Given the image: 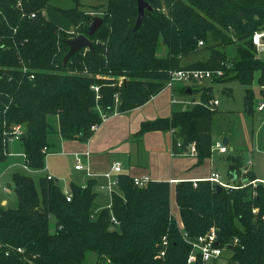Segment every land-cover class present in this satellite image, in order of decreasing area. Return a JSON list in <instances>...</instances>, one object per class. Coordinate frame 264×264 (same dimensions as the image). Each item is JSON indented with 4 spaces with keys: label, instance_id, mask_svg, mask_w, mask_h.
<instances>
[{
    "label": "trees",
    "instance_id": "trees-1",
    "mask_svg": "<svg viewBox=\"0 0 264 264\" xmlns=\"http://www.w3.org/2000/svg\"><path fill=\"white\" fill-rule=\"evenodd\" d=\"M52 1L0 0V162L8 159L13 126L21 125L19 142L30 168L12 175L17 206L0 205V264H83L89 250L112 264H187L191 240L212 229L232 252L215 264H264V183H252L253 170L242 172V154L227 158L228 173L243 175L237 188L218 191L210 180L197 186L179 181L178 214L167 180L138 186L120 173L111 205L98 209L96 178L85 185L73 182L66 192L58 178L43 171L54 145L51 134L87 142L105 116L146 104L180 68L223 70L214 80L241 81L244 109L254 110L256 72L264 98V58L256 56L251 36L264 24V0H146L153 10L138 29V0H110L107 8L92 10L82 9V0H72L69 8ZM96 15L103 22L90 37L93 47L64 64L67 40L88 35ZM230 44L237 51L231 61ZM203 49L207 58L182 65ZM189 88L196 90L187 85L181 92ZM212 97L206 87L202 102L171 117L145 120L136 135L172 130L174 154H186L195 142L201 162L213 151L217 109L205 104ZM196 264L203 262L199 258Z\"/></svg>",
    "mask_w": 264,
    "mask_h": 264
},
{
    "label": "rangeland",
    "instance_id": "rangeland-1",
    "mask_svg": "<svg viewBox=\"0 0 264 264\" xmlns=\"http://www.w3.org/2000/svg\"><path fill=\"white\" fill-rule=\"evenodd\" d=\"M109 2L110 0H82L80 7L84 10H92L96 6L101 5V9H105L107 8ZM52 3L64 8L74 6L72 0H53ZM162 53L165 54V50L163 51V48L161 49V54ZM226 55L229 61L237 56L236 44L226 46ZM208 56V50H200L197 53L184 58L182 60V65H188L193 61L202 60ZM259 75V72H256L255 80L252 84L257 96L255 97L253 104L254 110L251 112H247L244 109L246 86L237 79L216 81L213 78L195 83L192 82L190 85H193L196 89L195 92L191 94L182 92L184 94L182 95L183 97L191 100L190 106L201 101L202 88L205 86L211 87L214 97L219 100L220 104L217 106L218 110L213 116V141L214 143L217 141L223 142L224 138L227 137L229 139V143L226 144V146H228L229 151L227 153L220 154L218 153V149H214L212 153L213 157L219 164L220 171L225 176H227L228 173V156L239 153L244 156L245 165L249 168L251 165L256 175L264 178V111L258 109V104L261 100L259 95L260 88L258 85ZM178 84H182V82L179 81L176 85ZM228 88H230V93L225 91ZM174 95L176 98L179 97V94ZM50 140L52 143L55 142V145L51 148L50 152L52 153L46 156V165L49 168V172L56 175L61 187L68 192L71 183L74 182L83 185L89 178H96L97 184L95 188L98 192V197L95 202L96 207L98 209L109 207L112 202L111 188L102 187L108 183V180L104 177V174L111 169L110 164L107 165L108 161L105 160L103 162H96V169L98 172L97 175L94 176L92 171H90L91 175H88L86 171L77 170L75 168V150L62 147L61 143L63 139L58 133L51 134ZM9 144L11 157L5 162H0V205L15 207L18 204V198L13 189L12 175L14 171L26 169L22 167L23 149L21 143L18 140H13ZM142 154H140L141 158L146 159L147 154ZM134 159L135 153H133L132 161H134ZM248 159L250 162H248ZM83 161L84 163L88 162L87 164L90 166V160L88 161V159L86 160L85 158ZM11 164H16V166ZM37 175L38 174H35L36 178H38ZM4 186H6V188L7 186L9 188L11 187V189H4ZM3 199H7V203L1 204V200ZM173 204H175V202H173ZM173 210L174 213L178 212L176 205H173ZM231 253V250H226L224 251V256L228 257ZM83 264L112 263L106 259H100L97 252L89 250Z\"/></svg>",
    "mask_w": 264,
    "mask_h": 264
},
{
    "label": "crops",
    "instance_id": "crops-1",
    "mask_svg": "<svg viewBox=\"0 0 264 264\" xmlns=\"http://www.w3.org/2000/svg\"><path fill=\"white\" fill-rule=\"evenodd\" d=\"M183 85H185L183 82L182 84L176 85L174 90L165 88L159 94L149 100L146 104L140 107L126 112H115L112 115L104 117L102 124L96 128L94 134L87 142H82L77 139L68 140L62 138V147H67L71 148V150H75L74 155L76 158V162L77 156H80L82 161L85 158L86 160L88 159V161L90 160V166L89 164H87L88 162L84 163L83 161L88 169H77L76 164L75 168L77 170L86 171L88 175H91L90 171H92L93 175L96 176L98 173L96 169V162H103L107 160V165L110 164L111 168L114 162H121V173H127L132 177L148 175L150 176L152 181L167 180L171 183L172 186V210L173 205H176L178 209V205L175 199V186L179 181L207 180L214 172H218L221 176V179L228 184L235 185L238 182H241V176H243L241 173L240 176H238L237 174L230 175L229 173H227V176H225L220 171L219 164L213 157V153L210 156L204 158V160H202L201 162H199V158L197 155L174 154L172 130L148 131L144 133L141 138L136 135L143 121L160 117H171L173 112L185 110L188 107H191V100L182 96L184 95L181 92V87ZM206 87L209 86L203 87L202 92ZM174 94H179V97L176 98ZM188 94H191V90ZM173 98L176 99V102L172 101ZM224 140L223 143H229V139L228 142H224ZM8 150L9 159L11 157L9 147ZM50 151L51 149L49 150L48 154L52 153ZM228 151L229 148L227 152ZM133 153H135L134 161H132ZM142 153L147 154L146 159L141 158L140 154ZM218 153L223 154L219 151ZM120 158L123 160H121ZM248 162H250L249 159ZM227 163L229 166L228 160ZM11 165L16 166V164ZM249 169L254 171L251 165ZM43 171L48 175L56 177V175L49 172V168L47 167V165ZM119 174L120 173H116L115 175ZM256 177L259 182H264L263 177L261 178L257 175ZM5 187L6 186H4V188ZM7 188L10 190L8 186ZM173 202H175V204H173ZM4 203H7V199L1 200V204ZM175 214H178V212H175Z\"/></svg>",
    "mask_w": 264,
    "mask_h": 264
},
{
    "label": "built area",
    "instance_id": "built-area-1",
    "mask_svg": "<svg viewBox=\"0 0 264 264\" xmlns=\"http://www.w3.org/2000/svg\"><path fill=\"white\" fill-rule=\"evenodd\" d=\"M251 41L253 43V46L256 49V56L258 58H264V24L253 32L251 36ZM199 43L200 45H202L203 41H200ZM227 65H230V64H227ZM223 75H224L223 70L214 71V70L204 69V68L203 69L202 68H180L170 73V79L167 83L166 88H170L171 90H174L176 83L179 81L185 83V85H183L182 87H185L187 85L193 86V85H190V83L192 82L195 83V82H199V81L206 80V79H213L215 77L223 76ZM93 88L95 89L96 92L99 91L98 86H93ZM172 101L176 102V99L173 98ZM199 102H202V100ZM205 104L206 106L215 109L220 104V102L217 98L212 97ZM258 109L261 111H264V98L260 100ZM13 127H14V135L12 137H9L8 139L9 143L12 142L13 140H20V136L24 131L21 125H17ZM93 128L95 127L93 126ZM178 146L181 147V141L178 142ZM213 149H218L219 152L224 153V152H227L228 147L222 141H217L216 143H213ZM44 151H48L47 147L44 148ZM185 153L191 154V155H197L198 150L196 147V143L195 142L190 143L185 149ZM23 157H24V153H23ZM22 167L26 170H30L26 162L22 164ZM76 168L77 169H88L86 165L83 163L80 156H77ZM248 170H249V167L245 166L242 169V172L246 173ZM121 172H122L121 162H114L112 164L111 170L104 174V176L108 180V183L106 185H103L102 187L103 188L109 187L111 188V192H112V190L119 184L118 175H115V174L121 173ZM133 180H134V183L138 186H144L148 182L152 181L150 176L148 175L134 176ZM207 180H210L215 185L221 184L223 187H226V188H237L238 187L236 185H231V184L224 182L221 179V176L218 172H214ZM198 181L199 180H193L194 186L198 185ZM258 182L259 181L257 179L252 180V183L254 185H256ZM261 183H264V182H261ZM4 189H7V188L5 187ZM71 197L72 195L68 194L67 199L71 200ZM237 241L238 239H234L235 243H237ZM191 246H192V250H191L190 255L188 256L187 264H196L199 258L202 260L203 264H215L216 262L217 263L223 262L222 260H223V255H224L225 250L220 245L216 231L214 229H212L211 232L205 235H200L197 238L192 239ZM19 250L22 251V249H19ZM233 264H236V263H233Z\"/></svg>",
    "mask_w": 264,
    "mask_h": 264
},
{
    "label": "water",
    "instance_id": "water-1",
    "mask_svg": "<svg viewBox=\"0 0 264 264\" xmlns=\"http://www.w3.org/2000/svg\"><path fill=\"white\" fill-rule=\"evenodd\" d=\"M147 10H153L152 5L146 0H138V18L135 24V29H138L141 26ZM102 22L103 17L96 15L93 18L88 35L80 34L74 38L67 40L69 50L63 58L64 64H66L70 60V58L77 52H79L82 48L93 47V43L90 37L98 30ZM187 93H190V89H188ZM224 142H228L227 137L225 138ZM216 188L218 191H220L223 189V186L221 184H216Z\"/></svg>",
    "mask_w": 264,
    "mask_h": 264
},
{
    "label": "bare ground",
    "instance_id": "bare-ground-1",
    "mask_svg": "<svg viewBox=\"0 0 264 264\" xmlns=\"http://www.w3.org/2000/svg\"><path fill=\"white\" fill-rule=\"evenodd\" d=\"M250 172V171H249Z\"/></svg>",
    "mask_w": 264,
    "mask_h": 264
}]
</instances>
